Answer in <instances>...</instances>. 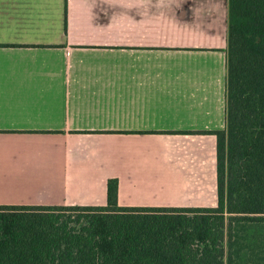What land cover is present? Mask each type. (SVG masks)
Masks as SVG:
<instances>
[{"label":"crops","instance_id":"1","mask_svg":"<svg viewBox=\"0 0 264 264\" xmlns=\"http://www.w3.org/2000/svg\"><path fill=\"white\" fill-rule=\"evenodd\" d=\"M227 12L0 0V204L216 205Z\"/></svg>","mask_w":264,"mask_h":264},{"label":"trees","instance_id":"2","mask_svg":"<svg viewBox=\"0 0 264 264\" xmlns=\"http://www.w3.org/2000/svg\"><path fill=\"white\" fill-rule=\"evenodd\" d=\"M226 123L217 203L0 204V264H233V223L264 220V0H227ZM207 132V131H199Z\"/></svg>","mask_w":264,"mask_h":264},{"label":"rangeland","instance_id":"3","mask_svg":"<svg viewBox=\"0 0 264 264\" xmlns=\"http://www.w3.org/2000/svg\"><path fill=\"white\" fill-rule=\"evenodd\" d=\"M233 264H264V220L233 223Z\"/></svg>","mask_w":264,"mask_h":264}]
</instances>
